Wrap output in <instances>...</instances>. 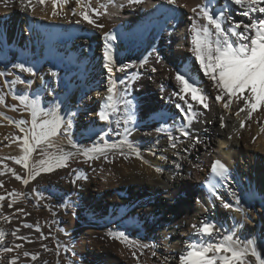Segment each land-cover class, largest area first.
Wrapping results in <instances>:
<instances>
[{
    "label": "bare ground",
    "instance_id": "1",
    "mask_svg": "<svg viewBox=\"0 0 264 264\" xmlns=\"http://www.w3.org/2000/svg\"><path fill=\"white\" fill-rule=\"evenodd\" d=\"M179 2L187 3L188 8H175L167 4L166 0H144L143 4L133 7L127 6V0H115L114 4L108 5L106 15L94 17L97 23L105 25L103 29L94 28L86 22L75 23L80 17L71 15L70 8L74 6V0L64 8L68 13L67 18L53 17L50 4L43 8L37 5L35 14H32L19 9L16 4L6 8L0 3V71L7 73L2 78L4 81H12L16 77L25 80V84L7 85L15 88L20 85L27 95L33 99L38 97L45 108L54 110L59 104L61 115L75 112L73 128L77 129V133L72 139L77 144L83 147H91L93 143L102 145L99 136L105 131H108V137L105 139L109 143L123 139V124L119 128L121 135L118 136L95 115L103 103L94 104L99 97L92 96L93 93L100 90L107 95L108 73L104 68L107 63L104 57L105 32H112L117 36L116 41L112 42L117 64H135L124 72L116 71V78L128 80L134 73L140 74L139 79L130 83L128 99L135 98L142 103L143 109L137 112L136 125L128 137L132 147L140 152V157L126 146L119 150H108L107 160L101 158L84 163V158L77 155L69 162L70 167L58 169L50 174L42 173L28 185L16 180L4 169V164H7L9 168L27 176L21 165L7 159L21 154L18 144L11 141L17 135L22 137L23 133L15 124L0 116V171H5V175L0 176V179L5 181L0 194L7 197V192L12 190L24 194L12 208L7 207L11 197L4 201V213L12 215L11 223L0 220V228L7 233L5 245H24L22 249L7 254L8 259L19 255L18 264L61 263L60 257L67 242L59 240V231L52 226L57 220L49 226L43 218L41 219L37 209L40 197L36 193H41L43 199L57 200L61 194H69L75 189L76 184L71 181L77 175L87 176L84 181L90 184L93 181L102 183L100 188L94 189L90 194V200V196H83L78 200L79 203L89 205L90 201L95 202L97 206L107 207L118 219L128 215L129 221L135 227L139 225L154 232H161V242L166 249H171L166 255L168 264H179V254L184 250V245L191 242V224H199L202 219L219 221L225 229L234 227L238 235L249 234L248 239H258L264 232V132L260 131L261 125H264V108L254 113L253 119L246 121L245 127L238 133L235 131L240 122V118L235 116L239 106L234 102L229 111L223 108V101H215L217 91L212 87V82L200 72L198 62L190 51L189 27L193 15L190 8L206 0ZM219 2L222 3L223 0ZM99 3H107V0H93L94 6ZM213 3H218V0H213ZM121 4L125 6L120 7ZM232 14L236 20L248 22L242 15V10L233 8ZM97 39L100 40L99 44H96ZM145 58L148 63L141 66ZM15 63L34 65L38 69L37 75L22 73L12 67ZM152 67L157 71L152 72ZM49 69L57 72V76L52 77ZM177 70L189 71L209 95V109H203L201 105L193 102L198 116V123L193 125V129L194 134L203 141L201 144L193 145L179 132V127L184 121L175 103L180 101L171 96V93L177 90L173 79ZM29 80L31 84L27 83ZM120 87L123 88L122 85ZM83 93H88L87 99L82 97ZM0 112L16 121L23 118L20 114L19 117L16 111H12L9 104L7 107L0 105ZM27 115L25 118L30 122V113ZM244 115L241 113V117ZM221 117H224L223 127ZM23 126L28 127L30 124ZM159 127H165L167 131H156ZM169 135L179 137V155L176 154L177 149L170 147ZM54 142L65 152H75L63 135L55 138ZM185 147L188 148L187 152L183 151ZM47 151L55 152L56 149ZM121 151L127 155V159L120 155ZM161 156H167V159H161ZM44 158L38 149L30 163L35 164ZM216 159H220L229 167L234 177L229 188L240 197L241 205L245 209L244 214L224 210L220 207V202L214 201L203 187L210 177L211 164ZM157 168L162 171L157 172ZM96 176L101 179L103 177L106 183ZM219 191L225 194L229 202H234L232 196L227 194L228 189L220 188ZM193 201H199L203 207L194 206L190 212L177 215L176 206ZM213 202L215 207H212ZM19 208H23L24 212L17 211ZM70 221L77 229L75 238L78 241L94 237L104 242L106 264H136L124 255L122 259L117 258L120 249L118 240L112 244L104 241L106 228L97 226L94 229L88 223L83 224L73 219ZM236 221H240L239 226H235ZM25 224H31L33 227L26 228ZM37 225L47 239H38L40 232L36 231ZM17 228L20 230L18 235L27 236L34 242L28 243L27 240H18L12 236L11 232ZM168 233L171 241L168 239ZM141 238L143 243L154 247V242L149 240L147 234L143 233ZM240 238L244 239V236L241 235ZM43 244L52 251H46L41 246ZM24 251L38 252L40 257L37 261H32L30 256H23Z\"/></svg>",
    "mask_w": 264,
    "mask_h": 264
},
{
    "label": "snow or ice",
    "instance_id": "2",
    "mask_svg": "<svg viewBox=\"0 0 264 264\" xmlns=\"http://www.w3.org/2000/svg\"><path fill=\"white\" fill-rule=\"evenodd\" d=\"M0 3H3L6 8L16 4L19 9L32 14H35L37 5L43 8L50 4L53 17L63 16L67 18L68 13L64 11V8L72 4L73 0H0ZM114 3L115 0H107V3H99L98 6H94L93 0H74V6L70 8V12L72 16L80 17L75 23L86 22L94 28L103 29L105 25L97 23L94 17L106 15L108 5ZM143 3L144 0H127L128 7ZM166 3L175 8H188L187 3L181 4L179 0H166ZM124 6L123 4L120 5V7ZM233 8L242 10V15L248 19V22L236 20L232 14ZM190 12L193 14L190 18L191 24L189 27L190 51L198 62L200 72L212 82V87L216 89L215 101H223V108L229 111H231L234 102L239 106L235 112V116L240 118L239 127L235 129L238 133L240 129L245 127L246 121L253 119L254 113L264 108V0H223L222 3L218 0L216 4L213 3V0H206L204 3L191 7ZM116 39L117 36L114 33H104V57L107 61L104 68L108 73L107 95L95 115L100 121L109 126L110 131L118 136L121 135L119 128L123 124V139L119 142L109 143L105 139L108 137V131H105L103 135L99 136L102 145L93 143L91 147H83L72 139L75 112H67L61 115L59 104L53 110L43 107L38 97L33 99L27 94L12 93V100L18 101L19 104L10 105V109L19 111L22 108L24 111L29 112L31 116L30 122L26 119L16 121L0 112V116L15 124L19 131L23 133L22 137L17 135L11 141V143L18 144L21 154L7 157V159L21 165L26 170L27 176L21 175L14 168H9L7 164H4V169L11 173L16 180L28 185L31 180H35L42 173L50 174L58 169L70 167L69 162L77 155L84 158V163H90L101 158L107 160L108 150H119L125 146L133 151L137 157H140V152L136 151L128 140L136 125L137 112L143 110L141 102L136 101L135 98L128 99V96H130V83L139 79L140 74L134 73L128 80L116 78V71L124 72L126 69L135 66L134 63L117 64L112 43ZM147 63L148 60L145 58L141 62V66ZM12 67L31 76H36L38 72L34 65L26 66L25 63H15ZM151 71L156 72L157 69L152 67ZM49 72L52 77L57 76V72L51 69H49ZM6 74L5 71H0V77H4ZM173 79L177 90L172 92L171 96H175L178 101L182 102L175 103V107L184 121L179 127V132L185 139L190 140L193 145L201 144L203 141L198 135L194 134L193 129V125L198 123L197 111L194 109L193 102L196 105H201L203 109H209V95L189 71L177 70ZM5 83L14 86L25 84L26 81L16 77L12 81H5ZM27 83L31 84V80ZM121 85L123 88L120 87ZM163 90V85H161V91ZM0 105L8 106L4 95H0ZM241 113L245 115L241 117ZM220 120L221 126H225L223 123L224 117H221ZM29 124L28 127L23 126ZM128 125H132V127H128ZM156 131L166 132L167 128L159 127ZM260 131L264 132V125H261ZM62 135L67 138L68 144L75 149V152H65L60 145L54 142L55 138ZM5 138L7 139V137ZM168 140L170 147L177 149L176 154L179 155V137L169 135ZM53 148L56 149L55 152L47 151V149ZM38 149L45 158L40 159L35 164L30 163L33 154ZM183 151L187 152L188 148L185 147ZM120 155L124 156L125 159L128 158L123 151L120 152ZM160 158L166 160L167 156H161ZM176 166L179 167L178 164ZM156 171L161 172L162 169L157 168ZM4 175L5 171H0V176ZM81 178L87 179V176L77 175L71 183L76 184L77 180ZM232 179L234 177L229 167L220 159H216L211 164L210 177L204 182L203 187L207 189L214 201L220 202V207L224 210L244 214L245 209L241 205L240 197L229 188ZM4 185L5 181L0 179V189H3ZM220 188L228 189L227 194L232 196L234 202H229L225 198V194H221L219 191ZM36 195L41 199L44 198L41 193H36ZM23 196V193L16 190L7 192V197L0 194V220L11 223L12 219V215L4 213V201L11 197L7 207L12 208ZM201 207H203V204H201ZM212 207H215L214 202ZM17 211L23 213L24 209L19 208ZM232 219L235 220V217ZM245 219H247L246 214ZM239 225L240 221H236L235 226ZM24 227L32 228L33 225L25 224ZM191 228L193 230L191 242L186 243L184 250L179 254V264H264V255H262V252H264V232L261 233L258 239L255 237L248 239L247 235L249 234L241 233L238 235L234 227L225 229L219 221L207 218L202 219L199 224L192 223ZM19 231L17 228L11 232V235L18 240H27L28 243L34 242L27 236L18 235ZM36 231L40 232L38 239L48 238L44 236L38 225ZM224 232H227V234H223ZM6 235L5 230L0 228V264H18L19 255L8 259L7 254L22 249L24 245L16 243L14 247L6 246ZM109 235L112 239L120 241L130 249L149 247L131 241L123 232H110ZM241 235L244 236V239L240 238ZM217 237L221 238L217 240ZM41 246L46 251H52L46 244ZM258 247L260 250H258ZM131 255L139 262L136 251H132ZM23 256H30L32 261H37L40 254L24 251Z\"/></svg>",
    "mask_w": 264,
    "mask_h": 264
},
{
    "label": "rangeland",
    "instance_id": "3",
    "mask_svg": "<svg viewBox=\"0 0 264 264\" xmlns=\"http://www.w3.org/2000/svg\"><path fill=\"white\" fill-rule=\"evenodd\" d=\"M99 43H100V40L97 39L96 44H99ZM0 78H1L0 79V95L6 96L5 97L6 103L8 100L7 105L8 104L9 105H12V104L18 105L19 104L18 101L12 100V93L26 94L25 89L22 88L20 85L16 86V88L12 87L10 85L8 86L6 83L4 84V82H5L4 79L2 77H0ZM88 96H89L88 93L82 94V97L85 99H87ZM92 96H94V97L98 96L99 97L94 101V104L104 103V97H105L104 91L100 92V90H97L96 92L93 93ZM23 112H24V115L22 116ZM15 113L18 116L20 114L21 117H23L22 119H26L28 116L27 115L28 112L24 111L22 108L19 111H16ZM85 113L87 115H89L88 112L85 111ZM25 115H26V118H25ZM76 133H77V129L73 128L72 129V136L76 135ZM94 176H95V174H94ZM96 177H98V179L100 178L99 180H102V181L104 180L103 183H106V180L103 177H102V179L99 176H96ZM101 185H102V183H96L93 181L90 184V183L84 181V179L83 180L79 179V180H77L76 187L74 190H72L69 194H65V193L61 194L57 200L55 199L53 201H49L47 199L38 198L39 201L37 200L38 201L37 209L40 211L39 214H40L41 219L43 218L42 220L46 221V223L49 226H50V224H52V222L57 220L56 222L53 223L52 226L55 227V229L59 231V235H60L59 240L61 239L65 243L67 242V245L65 247L66 250L64 249L62 252V255H61L62 259L60 257V262H61L60 264H106L105 255L103 253L104 252V249H103L104 248V244H103L104 242L102 240L94 238V237L92 239H89V240L78 241L75 238L76 237L75 232L77 229H75V227H73V224L71 223L70 219H73L74 221L76 220L78 222L80 221L83 224L88 223V225L93 226L94 229H96L97 226H101L102 228H106L107 233L105 236L106 239L104 241L111 243V244L114 242H117V240L112 239L108 233H110V232H116V233L123 232L129 237V239L131 241H135V242L139 243L140 245H148L147 243L142 242L141 235L143 233H145L148 235L149 240L154 242L153 243L154 247L148 245L149 247H147V248H136V249L135 248H131V249L129 248L128 249V247L126 248L123 243L118 241L120 249L118 251L119 253L117 252V254H118L117 258L119 257L118 259H122L124 257H128L132 261H135L136 264H139V262H137L136 258H134L131 255L132 251H136L137 255L140 254L138 256H139V259H140L139 261L141 264H168L169 260L166 259V255L170 253L171 249H169V248L166 249V247H164L163 243L161 242V240H162V235H161L162 233L161 232H154V231L150 230L148 227H141L139 225L137 227H135L129 221L128 215H126L124 218L118 219L116 217V214L109 211L107 207H101L99 205L97 206V203H95V202L90 201L89 205H82L81 203L78 202V200L80 198H82L83 196H86V197L90 196V194H92L93 190L100 188ZM104 190H105V188H104ZM101 194L103 195V193H101ZM90 199H91V196H90L89 200ZM55 204H56V206H55ZM57 204H59L58 207H57ZM194 206L201 207V204L197 203V201H193V202L188 203V204H182V205L176 206L175 208H176L177 215L179 213L184 214V213L190 212V210ZM46 214H47V216H45ZM49 215H50V217H49ZM54 215H55V217H54L55 219L53 218ZM52 219H53V221H51ZM142 230H144V231H142ZM167 235H168V239L171 241L170 234L168 233ZM123 250H124V252H123ZM153 253H155L156 255H153ZM101 255H103V256H101ZM122 255H124V257ZM103 259H104V261H103ZM143 260H146V261L143 262Z\"/></svg>",
    "mask_w": 264,
    "mask_h": 264
}]
</instances>
